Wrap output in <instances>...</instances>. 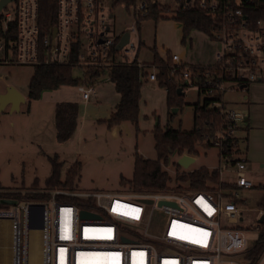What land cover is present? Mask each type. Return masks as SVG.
<instances>
[{
    "label": "built area",
    "instance_id": "2783aa9c",
    "mask_svg": "<svg viewBox=\"0 0 264 264\" xmlns=\"http://www.w3.org/2000/svg\"><path fill=\"white\" fill-rule=\"evenodd\" d=\"M149 1L172 11L198 8L218 20L212 36L224 44V49L211 68L214 73L208 72L202 84L207 97L220 93V100L212 107L220 109L227 127L215 136L213 145L225 151L224 143L231 140L230 151L221 156L226 159L225 168H219L221 183L228 186L213 185V191L185 193L172 189L153 193L55 189L48 192L52 195L49 201H20L12 211L0 212V223L3 217L12 222L13 264H29L30 231L43 234L42 264H250L246 258L251 246L243 226L246 201L242 192L255 185L247 176L245 149L239 155L231 154L237 149L235 139L242 138L236 133L244 129L247 115L228 107L224 96L235 86L244 90V85L264 81V19L258 20L256 28L250 27L242 7L250 1L244 0ZM138 3L133 32L151 12L149 2ZM11 4L15 7H9ZM107 10L108 0H57V24L44 33L39 24L40 0L11 2L0 13L5 33L0 41V65H72L81 70H109L136 62L144 69L137 60L130 32L129 43L113 53L123 33L120 37L113 33L108 24L113 15ZM120 52L134 59L122 62ZM171 58L176 66L183 63L177 54ZM151 68L154 72L148 79L157 81V68ZM184 77L188 79L189 73ZM96 84L78 86L85 101ZM229 169L236 173L234 182L223 180V173ZM38 192L47 191L17 193ZM33 206L44 207L43 229L32 227L41 219V212L32 210ZM83 212L95 216L84 217ZM257 224L258 230L259 221ZM252 228L254 225L247 229ZM256 264H264V253Z\"/></svg>",
    "mask_w": 264,
    "mask_h": 264
},
{
    "label": "rangeland",
    "instance_id": "374dc122",
    "mask_svg": "<svg viewBox=\"0 0 264 264\" xmlns=\"http://www.w3.org/2000/svg\"><path fill=\"white\" fill-rule=\"evenodd\" d=\"M9 7L15 5L11 4ZM135 9V6L127 8L125 4L118 3V0H108L107 14L113 15L108 24L116 36L120 37L124 32L131 33V41L137 49V60L144 64L148 73L154 72L150 67L154 61V48H157L163 59H167L169 54H177L184 64L213 66L217 63V55L224 49V44L219 40L211 39L202 31L193 30L184 43L183 24L172 18L158 23L153 18H146L133 32ZM172 15L173 12H170L168 16ZM133 59V56L126 58L123 52L119 53V60L122 62H130ZM33 75L34 67L30 65H0V96L1 93H6L9 87H13L26 98L18 111H13L12 106L8 105L0 112L2 196L13 191L17 193L32 190L36 180L39 182L40 190L44 191L45 181L51 175L50 158L55 157L58 163L62 164V181L66 179L67 172L74 163H81L80 175L72 191L88 193L127 191L128 186L122 185L121 179H133L136 153L148 160L158 159L154 136L156 126L182 132L193 131L195 105L198 103L202 105L204 100L199 95L198 86L190 84L182 94L177 91L180 105L170 108L167 90L160 85V81H150L148 77H144L138 125L126 122L109 128L105 121L110 118L118 94L107 75L97 81L98 84L87 101L77 86L46 90L40 99L29 100V85ZM75 75L80 76V71L77 70ZM256 83L261 88L256 89L255 93L251 87ZM250 85L248 92L238 89L237 86L227 91L224 99L228 107L249 115L252 104L262 105L264 81L251 82ZM246 95L250 97L245 99ZM63 101L78 103L79 118L83 119L81 121L78 119L74 135L68 141L60 143L56 137L55 106ZM236 136L242 137V131H237ZM193 158L195 162L188 168L178 164L180 159L178 153L171 154L167 163L162 161L163 171L170 176L169 187L172 190L185 193L189 189L190 183L178 179L180 175L203 168L210 171L224 169L226 165V159L220 156L218 147L199 146ZM252 165L249 168L257 172L247 173V176L253 181L255 188L242 192V198L246 201L243 226L246 228L245 236L251 247L258 238L256 227L262 210L257 204L262 195L260 187L264 186V172L260 171L261 168L257 164L253 165L254 167ZM223 180L234 182L236 173L230 169L225 171ZM177 187L182 189L176 190ZM0 206V212L13 210L12 206ZM251 225H254V228L247 229ZM42 236L41 231L29 232V264H42ZM0 245V264H13L12 222L7 217H3L0 223Z\"/></svg>",
    "mask_w": 264,
    "mask_h": 264
},
{
    "label": "trees",
    "instance_id": "16d2710c",
    "mask_svg": "<svg viewBox=\"0 0 264 264\" xmlns=\"http://www.w3.org/2000/svg\"><path fill=\"white\" fill-rule=\"evenodd\" d=\"M138 0H118V3L125 4L127 8L136 5ZM150 4V14L143 19L153 18L156 23L164 19H174L183 24V42L185 43L190 37L193 30H199L207 34L211 39L212 30L218 27V20L205 11L194 9H178L170 10L169 7H159L153 5L149 0H145ZM57 0H40V28L42 32L47 33L57 24L56 20ZM244 15L250 27L256 28L258 20L264 19V0H250L242 5ZM173 12L172 16H168ZM5 38L2 17L0 15V41ZM113 53L117 54L116 48ZM155 66L158 71V81L160 85L167 90L168 105L170 108L179 106L180 102L177 98V91L185 81L189 80V85H197L200 97H203V104L195 105V126L191 132H182L170 129H163L157 125L154 130L156 140V150L158 159L156 161L145 159L136 153L134 162V176L132 180L121 179V184L128 186V191L136 193H153L167 191L169 187L170 176L163 171L162 161L168 162L169 156L173 153L182 155L188 154L195 156L199 146L214 147L213 140L222 130L226 129V125L220 115V109L212 107L216 100H220V93H216L214 97H207L206 90L203 89L207 73L213 74L212 66L189 65L182 63L176 66L172 61L171 55L167 59H163L158 54L157 48H154V61L150 67ZM80 71V76H76L75 72ZM189 73V78L184 77V73ZM146 68H139L137 63L120 64L109 70H100L95 68L78 69L72 65H41L34 67V75L29 85V100H38L46 90H55L63 86H80L92 84L107 75L109 80L114 84L115 90L120 96V100L116 105L110 118L106 120L109 128H115L123 123L129 122L135 126L138 125L140 116L141 89L143 86L142 78L148 77ZM249 85V84H248ZM186 87H183V91ZM56 119V137L58 142L64 143L68 141L75 133L78 127L79 105L75 102H60L55 106ZM246 129V128H245ZM247 130V129H246ZM247 136L244 138H236L237 149L231 150V154L239 155L247 143ZM225 151H220V156L230 151L231 140L224 143ZM246 149V148H245ZM51 175L45 181L44 193H4L0 195L2 198H12L19 201H49L52 195L48 192L55 189H74L77 178L80 175L81 163H74L67 172L66 179L61 180L62 164L58 163L57 157L50 158ZM183 182H189V189L186 191H213V185L228 186L221 183L220 169L210 171L208 169H200L189 174L178 176ZM0 189H2L0 187ZM182 189L177 187L176 190ZM262 195L258 201V208L264 211V186L260 187ZM40 186L36 180L32 186V191H39ZM62 200V198H58ZM1 207V206H0ZM264 253V223L258 228V238L251 249L248 251L246 258L250 264H256Z\"/></svg>",
    "mask_w": 264,
    "mask_h": 264
},
{
    "label": "crops",
    "instance_id": "0c3cea01",
    "mask_svg": "<svg viewBox=\"0 0 264 264\" xmlns=\"http://www.w3.org/2000/svg\"><path fill=\"white\" fill-rule=\"evenodd\" d=\"M250 86L251 85L249 84L247 88H245L243 91H246V92L250 91ZM251 88L255 91L256 89H260L261 86H259L258 83H256ZM249 97L250 96L246 95L245 99H248ZM255 99L256 97L253 98V100ZM119 100H120V96L118 94V98L115 101V105L112 111L110 112L111 114L113 113ZM63 102H67V101H63ZM81 118L83 119V117L79 118L80 121H81ZM242 133H243L242 138L246 136L248 138L247 143L244 145V149L246 148L245 151H246V157L248 161L247 162L248 173L250 174L252 172H257V170L249 168V166H251L252 164L254 166L257 164L261 168L260 171L264 172V102L262 103V105L252 104V106L249 109V115H247V120L245 122L244 129H242Z\"/></svg>",
    "mask_w": 264,
    "mask_h": 264
},
{
    "label": "water",
    "instance_id": "95a60500",
    "mask_svg": "<svg viewBox=\"0 0 264 264\" xmlns=\"http://www.w3.org/2000/svg\"><path fill=\"white\" fill-rule=\"evenodd\" d=\"M16 0H0V13L2 10L11 2H15ZM244 1H250V0H244ZM56 34V29L54 30V35ZM130 40V33L124 32L123 35L120 37V41L116 46V50L120 51L123 49V47L129 43ZM189 86V81H185V83L182 84V86L179 88L178 92L179 94L183 93V87ZM248 85H244L242 89L247 88ZM26 98L21 95L15 88L9 87L7 89V92L2 94L0 96V112L3 111L8 105L12 106L13 111H18L20 109L21 103L25 102ZM195 162V159L193 156H190L188 154L182 155L178 161V164L180 166H183L185 168H188L192 163ZM147 202L151 203V200H148ZM20 201L17 199H11V198H0V205L2 206H17L19 205ZM32 210H39L41 212V219L40 222L37 225H32L33 228L36 229H43L44 227V207L41 206H33ZM82 215L84 217L89 216H95L88 212H83ZM259 223H264V214L259 219Z\"/></svg>",
    "mask_w": 264,
    "mask_h": 264
}]
</instances>
